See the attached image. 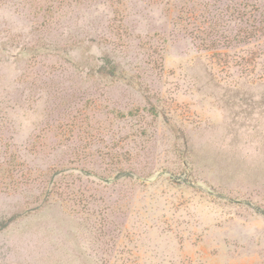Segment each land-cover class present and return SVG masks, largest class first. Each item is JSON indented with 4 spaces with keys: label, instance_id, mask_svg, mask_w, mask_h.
<instances>
[{
    "label": "rangeland",
    "instance_id": "obj_1",
    "mask_svg": "<svg viewBox=\"0 0 264 264\" xmlns=\"http://www.w3.org/2000/svg\"><path fill=\"white\" fill-rule=\"evenodd\" d=\"M0 264H264V0H0Z\"/></svg>",
    "mask_w": 264,
    "mask_h": 264
}]
</instances>
